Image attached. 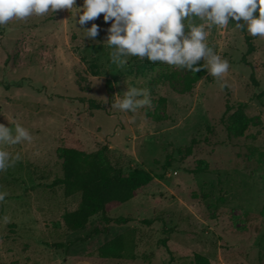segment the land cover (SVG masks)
I'll list each match as a JSON object with an SVG mask.
<instances>
[{
  "label": "rangeland",
  "instance_id": "374dc122",
  "mask_svg": "<svg viewBox=\"0 0 264 264\" xmlns=\"http://www.w3.org/2000/svg\"><path fill=\"white\" fill-rule=\"evenodd\" d=\"M77 11L0 26V123L19 122L33 137L6 146L21 158L0 172V190L8 193L0 201V264H192L195 252L211 264H264V37L253 36L249 65L242 29L234 21L213 26L208 41L229 61L227 89L207 70L184 90L191 70L137 56L112 63L102 42L111 21L101 13L86 22L100 28L94 39L84 38ZM127 85L146 88L151 104L134 112L111 107ZM227 97L234 108L245 102L250 116L238 137L221 122ZM194 136L198 143L184 154ZM65 146L102 150L123 170L141 166L163 177L108 206L109 216L126 215L127 222H107L97 212L69 230L64 212L79 196L51 185L62 174ZM131 226L134 259L98 254L99 244Z\"/></svg>",
  "mask_w": 264,
  "mask_h": 264
},
{
  "label": "clouds",
  "instance_id": "9594fccd",
  "mask_svg": "<svg viewBox=\"0 0 264 264\" xmlns=\"http://www.w3.org/2000/svg\"><path fill=\"white\" fill-rule=\"evenodd\" d=\"M75 6L74 21L85 29L84 38H95L100 25L94 21L103 13L107 28L106 41L110 47V61L117 66L129 63L128 57L137 56L149 61H160L196 73L206 67L209 74L224 88V74L229 61L222 57L208 41L210 30L225 28L234 21L235 28L246 29L252 36L264 37V0H0V26L10 19L43 16L58 9ZM203 59L205 64L198 63ZM123 95L111 107L135 111L150 105L151 97L146 88L127 85ZM32 133L17 122L14 127L0 123V172L8 169L21 158L20 152H10L7 145L31 141ZM0 190V201L7 196ZM4 222L8 217L4 216Z\"/></svg>",
  "mask_w": 264,
  "mask_h": 264
},
{
  "label": "trees",
  "instance_id": "16d2710c",
  "mask_svg": "<svg viewBox=\"0 0 264 264\" xmlns=\"http://www.w3.org/2000/svg\"><path fill=\"white\" fill-rule=\"evenodd\" d=\"M242 31L245 33L247 43V50L242 56V60L251 65L246 56L255 50L253 36L248 34L246 29H242ZM198 63L205 64L203 59ZM206 73L207 68L204 67L196 73L186 74L183 78L182 89L190 90L194 83ZM250 76L257 83L254 70L251 71ZM224 88L227 89V86ZM165 100V96L160 97V101ZM225 106L221 122L227 127L228 134L235 137L243 135L250 122V116L246 112V103L240 101L234 108L227 97ZM233 108L234 110H232ZM196 143H198V139L194 136L190 143L184 146V154H191ZM61 157L63 159L62 174L56 176L51 185L61 186L66 196L75 194L79 196L77 205L64 212V223L69 230H76L80 225L87 223L89 218L97 212H100L107 222L112 220L117 223L127 222L130 220L129 216H109L107 214L108 206L131 199L155 177H163L162 173H155L141 166L123 170L121 166L111 162L108 155L102 150L87 151L74 146H65L62 149ZM169 158L168 155L166 160L168 165ZM206 168L198 167L195 170L201 171ZM136 247L137 230L136 227L131 226L99 244L97 251L101 257L105 258L134 259ZM192 264H211V261L207 255L195 252Z\"/></svg>",
  "mask_w": 264,
  "mask_h": 264
}]
</instances>
